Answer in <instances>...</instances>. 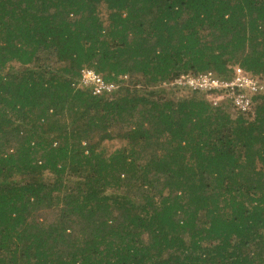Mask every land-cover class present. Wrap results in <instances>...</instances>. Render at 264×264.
<instances>
[{
  "label": "trees",
  "instance_id": "1",
  "mask_svg": "<svg viewBox=\"0 0 264 264\" xmlns=\"http://www.w3.org/2000/svg\"><path fill=\"white\" fill-rule=\"evenodd\" d=\"M233 63L264 0H0V264H264V90L164 84Z\"/></svg>",
  "mask_w": 264,
  "mask_h": 264
},
{
  "label": "built area",
  "instance_id": "2",
  "mask_svg": "<svg viewBox=\"0 0 264 264\" xmlns=\"http://www.w3.org/2000/svg\"><path fill=\"white\" fill-rule=\"evenodd\" d=\"M233 75L230 78H221L211 70L196 75H181L170 84L204 91L213 105L222 101L229 102L238 111H247L252 105V96L264 90V82L253 76L241 66L232 67ZM79 83L89 87L94 95L115 87L114 82H107L95 69L85 67L81 70Z\"/></svg>",
  "mask_w": 264,
  "mask_h": 264
},
{
  "label": "rangeland",
  "instance_id": "3",
  "mask_svg": "<svg viewBox=\"0 0 264 264\" xmlns=\"http://www.w3.org/2000/svg\"><path fill=\"white\" fill-rule=\"evenodd\" d=\"M103 13H105V11H103ZM236 63H238V62H236ZM236 63H235V64L233 63V66L237 65ZM238 66H240V65H238ZM90 68H91V67H90ZM93 69H94V68H93ZM100 74H101V73H100ZM101 75H102V74H101ZM102 77H103V76H102ZM185 91H187V90H185ZM225 103H226L227 105L225 106L224 109L227 110V111H229V112H231V111H232V109L230 108V107H232L231 104H230L229 102H227V101H225ZM117 128H118V126H117ZM116 133H117V132H116Z\"/></svg>",
  "mask_w": 264,
  "mask_h": 264
}]
</instances>
